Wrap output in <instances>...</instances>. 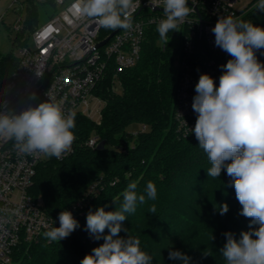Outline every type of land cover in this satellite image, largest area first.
I'll return each instance as SVG.
<instances>
[{"label":"trees","instance_id":"obj_1","mask_svg":"<svg viewBox=\"0 0 264 264\" xmlns=\"http://www.w3.org/2000/svg\"><path fill=\"white\" fill-rule=\"evenodd\" d=\"M31 3L35 13L37 4ZM47 3L52 5V0ZM237 19L264 28V12L253 6L240 10ZM34 21L36 16L29 13L27 26L33 29ZM158 41L156 26H152L137 65L118 75L121 90L115 85L113 70L99 83L97 93L105 100L100 122L77 115L72 130L74 152L37 168L32 194L43 198L50 214L73 209L79 227L59 242H49L44 233L35 241L22 242L14 250L12 264H80L104 242L86 230L89 210L119 209L123 191L132 181L137 182L138 194H144L147 182H153L157 198L138 204L123 222L129 232L119 235L138 238L141 250L153 257L152 264H182L169 259V252L177 250L191 258L190 264H226L220 253L226 243L224 233L231 232L238 240L241 232L250 230V220L239 215L241 205L226 169L218 178L208 177L210 163L195 136L178 130L175 49L170 43L162 48ZM17 61L0 53L1 81L10 77ZM134 125L139 128L131 129ZM94 134L106 141L104 149L86 145ZM78 201L82 208H74ZM225 203L229 210L220 215L219 206ZM152 205L156 214L149 213ZM205 251L210 255L205 256Z\"/></svg>","mask_w":264,"mask_h":264},{"label":"clouds","instance_id":"obj_2","mask_svg":"<svg viewBox=\"0 0 264 264\" xmlns=\"http://www.w3.org/2000/svg\"><path fill=\"white\" fill-rule=\"evenodd\" d=\"M77 3L79 18L106 29L127 30L132 28L133 11L139 0H77ZM160 4L164 18L156 30L159 40L168 44V34L179 31L192 9L188 0H160ZM253 7L264 12V0H257ZM211 31L215 46L231 59L221 65L218 87L209 74L199 76L192 102L197 118L189 131L194 133L210 163L206 170L208 177L218 178L226 169L241 205L239 215L250 220V230L241 232L238 240L233 233H224L222 257L226 264H264V63L255 54L264 49V28L228 15L220 17ZM75 127V113H65L52 97L19 113L0 112V139L13 141L16 150L25 155L63 159L76 139L72 131ZM137 187L135 181L128 183L123 201L115 211H105L104 207L89 210L86 230L104 242L85 255L80 264H152L153 257L141 250L138 238L119 235L121 231L129 232L123 228V222L136 212L138 204L157 198L153 182H147L144 194H138ZM228 210L226 203L219 206L220 215ZM149 213L156 214L155 205L149 208ZM58 220L59 227L44 232L49 242H59L79 227L70 211H61ZM204 255L210 254L205 251ZM169 259L180 260L182 264H190L191 260L178 250L170 251Z\"/></svg>","mask_w":264,"mask_h":264},{"label":"built area","instance_id":"obj_3","mask_svg":"<svg viewBox=\"0 0 264 264\" xmlns=\"http://www.w3.org/2000/svg\"><path fill=\"white\" fill-rule=\"evenodd\" d=\"M33 1L47 3L48 0ZM239 2L188 0L192 9L189 16L180 24L179 31L168 35V43L177 55L179 84L175 116L178 130L184 136H195L189 129L194 128L197 118L192 102L199 76L209 74L218 87L221 65L231 58L215 46L211 29L222 16L238 18ZM52 5L56 13L31 30L30 44L18 48L15 70L7 80H0V112L19 113L52 97L65 113L74 112L75 117L91 118L93 102L100 104L98 109L102 114L101 102L105 100L97 93L99 83L110 70L119 81L120 73L137 65L149 28L157 27L164 18L160 0H139L133 11L132 28L127 30L106 29L79 18L77 0H52ZM19 21L17 31L26 23ZM172 37L179 38V47L173 46ZM158 44L162 48L166 46L160 40ZM256 56L264 63V49ZM100 141L94 134L86 140V145L97 148ZM74 150L75 141L64 158ZM50 159L56 158L19 153L13 141L0 139V264H12L14 250L22 242L35 241L44 232L59 227L60 212L48 213L43 198L31 192L38 166ZM95 188L91 186L90 191ZM82 206V201H78L74 208ZM69 211L73 213V209Z\"/></svg>","mask_w":264,"mask_h":264},{"label":"rangeland","instance_id":"obj_4","mask_svg":"<svg viewBox=\"0 0 264 264\" xmlns=\"http://www.w3.org/2000/svg\"><path fill=\"white\" fill-rule=\"evenodd\" d=\"M257 0H240L237 5L239 10H244L248 7H252ZM36 11L33 13V6L31 0H0V53L3 55H11L17 57L18 48L21 44H30V32L31 28L27 26V18L29 13H32L37 18V23L34 21L35 26L42 25L46 23L52 15L56 13V8L49 3L36 2ZM24 20L25 33L21 34V31H17L15 27L20 24L19 20ZM24 35V36H23ZM26 39L25 41L23 39ZM23 41V42H22ZM179 38L172 37L171 42L173 46L179 47L178 45ZM176 54V52H175ZM176 58L174 66H176ZM115 85L118 86V90H121V85L118 80H115ZM98 102H93L91 104L92 116L91 120L95 122H100L102 115L100 114V109ZM105 102H101L102 108L104 107ZM133 130H137L139 126H131Z\"/></svg>","mask_w":264,"mask_h":264},{"label":"water","instance_id":"obj_5","mask_svg":"<svg viewBox=\"0 0 264 264\" xmlns=\"http://www.w3.org/2000/svg\"><path fill=\"white\" fill-rule=\"evenodd\" d=\"M105 145H106V141L105 140H101L100 143L98 144L97 148L98 149H104L105 148Z\"/></svg>","mask_w":264,"mask_h":264}]
</instances>
